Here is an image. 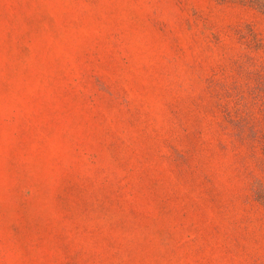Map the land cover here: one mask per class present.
Returning <instances> with one entry per match:
<instances>
[{
  "label": "rangeland",
  "instance_id": "1",
  "mask_svg": "<svg viewBox=\"0 0 264 264\" xmlns=\"http://www.w3.org/2000/svg\"><path fill=\"white\" fill-rule=\"evenodd\" d=\"M264 11L0 0V264H264Z\"/></svg>",
  "mask_w": 264,
  "mask_h": 264
},
{
  "label": "trees",
  "instance_id": "2",
  "mask_svg": "<svg viewBox=\"0 0 264 264\" xmlns=\"http://www.w3.org/2000/svg\"><path fill=\"white\" fill-rule=\"evenodd\" d=\"M239 1L250 3V4L257 6L258 8H260L264 11V0H239ZM260 197L264 200V192L260 193Z\"/></svg>",
  "mask_w": 264,
  "mask_h": 264
}]
</instances>
